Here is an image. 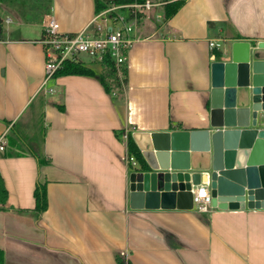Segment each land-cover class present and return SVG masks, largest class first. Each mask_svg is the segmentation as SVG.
<instances>
[{"label":"crops","instance_id":"obj_1","mask_svg":"<svg viewBox=\"0 0 264 264\" xmlns=\"http://www.w3.org/2000/svg\"><path fill=\"white\" fill-rule=\"evenodd\" d=\"M44 1L45 9L35 0L22 6L0 0L5 264H117V255L130 264H264V205L130 209L133 167L124 138L208 129L210 66L234 41L264 42V0H184L168 19L158 0L139 14L125 74L115 84L106 80L109 91L100 82L104 67L83 58L95 77L53 76L43 84L44 17L52 16L62 32L77 33L96 15L94 0ZM39 97L44 104L33 109ZM35 121L44 132L47 163L41 166L24 144L21 156L7 144L14 123L29 128ZM37 182L46 185L47 207L40 214L34 211Z\"/></svg>","mask_w":264,"mask_h":264},{"label":"water","instance_id":"obj_2","mask_svg":"<svg viewBox=\"0 0 264 264\" xmlns=\"http://www.w3.org/2000/svg\"><path fill=\"white\" fill-rule=\"evenodd\" d=\"M210 73L208 129L132 134L144 164L128 175L130 209L192 210L205 178L211 207L264 205V42H232Z\"/></svg>","mask_w":264,"mask_h":264},{"label":"built area","instance_id":"obj_3","mask_svg":"<svg viewBox=\"0 0 264 264\" xmlns=\"http://www.w3.org/2000/svg\"><path fill=\"white\" fill-rule=\"evenodd\" d=\"M156 6L153 3L143 4L133 2L129 4H109L106 9L97 13L91 23L77 33L60 31L59 24L52 16H45L42 22L43 35L40 43L44 51V71L46 83L53 78L65 61H79L82 55L101 64L108 59L114 66L117 75L127 62V52L134 42V31L138 26L139 14ZM211 48L218 45L209 43ZM125 134L124 138L127 139ZM4 143L0 140V151ZM127 165L134 167L133 157L126 158ZM192 188L193 208L198 212H208L211 209L209 181Z\"/></svg>","mask_w":264,"mask_h":264},{"label":"trees","instance_id":"obj_4","mask_svg":"<svg viewBox=\"0 0 264 264\" xmlns=\"http://www.w3.org/2000/svg\"><path fill=\"white\" fill-rule=\"evenodd\" d=\"M38 3V7L43 8V4H41V0H35ZM137 2L143 4L146 0H94L95 13H99L102 10L106 9L109 4H129ZM163 14L164 18L168 19L173 16L179 8L184 3V0L173 1L171 0H163ZM47 8L44 5V9ZM106 71V76L100 78V82L106 91L110 90V86L108 85L106 80H111L114 84L118 81L117 73L112 65V63L106 58L101 63ZM125 74V70H122V75ZM70 75H78V76H92L95 77L94 71L86 66L81 60L79 61H65L61 68L57 70L54 76H70ZM36 103V101H35ZM44 104V100L39 97L37 100V104L33 106V109L40 108ZM59 110H62L61 106H58ZM41 119V118H40ZM41 121H35L31 127L25 128L20 122H16L11 126V133L14 137L7 138V144L10 148L14 149V155L21 156L23 154V149L19 146V142L26 146V152H28L31 156H33L37 162V166H41L47 163L42 155V140H43V128L40 123ZM126 148L128 157H133L135 161L140 164H144L141 153L137 149L132 137L130 134L127 135L126 139ZM10 155V154H9ZM33 198H34V211L37 214H40L45 211L47 207V197H46V185L37 182L35 184V188L33 190ZM7 200V191L4 187L3 181L0 176V209L5 204ZM117 264H130L128 261L117 255L116 256ZM0 264H5L4 253L0 250Z\"/></svg>","mask_w":264,"mask_h":264},{"label":"rangeland","instance_id":"obj_5","mask_svg":"<svg viewBox=\"0 0 264 264\" xmlns=\"http://www.w3.org/2000/svg\"><path fill=\"white\" fill-rule=\"evenodd\" d=\"M13 1H15V2L17 1L16 4H17V5L19 4V6H22V3H24V0H12V2H13ZM18 1H19V2H18ZM157 1H158V0H151L152 3H155V2H157ZM11 5H12V4H11ZM13 5H15V4H13ZM44 5H46V4H45V1L43 2V8H44ZM3 16H4V15H3ZM11 18H12V17H11ZM4 22H5V20H4V18H3L2 23H4ZM15 22H16V20L13 19V20H12V23H15ZM0 23H1V22H0ZM30 29H31V28H30ZM30 29H29V30H30ZM36 29H37V28H35V30H34V29L32 28V29L30 30V32H32L31 34H35ZM82 58H83V59H89V58H88L87 56H85V55H82Z\"/></svg>","mask_w":264,"mask_h":264}]
</instances>
